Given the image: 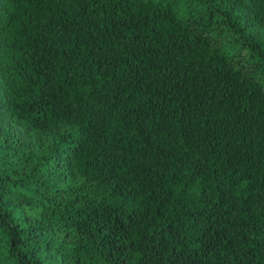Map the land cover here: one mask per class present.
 I'll use <instances>...</instances> for the list:
<instances>
[{
    "label": "trees",
    "instance_id": "obj_1",
    "mask_svg": "<svg viewBox=\"0 0 264 264\" xmlns=\"http://www.w3.org/2000/svg\"><path fill=\"white\" fill-rule=\"evenodd\" d=\"M213 24L264 67V0H0V264H264V84Z\"/></svg>",
    "mask_w": 264,
    "mask_h": 264
},
{
    "label": "rangeland",
    "instance_id": "obj_2",
    "mask_svg": "<svg viewBox=\"0 0 264 264\" xmlns=\"http://www.w3.org/2000/svg\"><path fill=\"white\" fill-rule=\"evenodd\" d=\"M204 20L206 22L207 18L205 17ZM209 28L210 29H206V31H208L210 35L216 39L215 42L218 44L227 43L228 46L231 47L230 53L233 64L236 67L243 68L246 74L259 79L264 84V67L241 47L235 45L233 39L230 37L229 31L227 29L220 31L216 24L211 25ZM3 123L5 127L9 129V136L3 135L1 139H19V141L25 143L24 146L26 150H30L34 147L46 146L52 142L51 136L25 132L21 127H18L7 120H4Z\"/></svg>",
    "mask_w": 264,
    "mask_h": 264
}]
</instances>
